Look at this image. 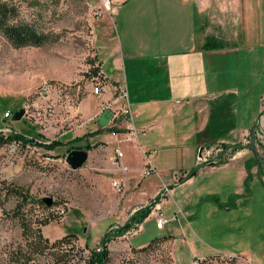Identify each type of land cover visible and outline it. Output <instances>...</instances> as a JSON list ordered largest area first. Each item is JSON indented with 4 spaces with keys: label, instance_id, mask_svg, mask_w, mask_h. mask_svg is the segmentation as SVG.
Wrapping results in <instances>:
<instances>
[{
    "label": "rangeland",
    "instance_id": "374dc122",
    "mask_svg": "<svg viewBox=\"0 0 264 264\" xmlns=\"http://www.w3.org/2000/svg\"><path fill=\"white\" fill-rule=\"evenodd\" d=\"M4 1L16 7V20L32 24L47 35V41L40 47H14L0 32V129L37 142L59 140L61 145L47 149L35 142L23 146L13 141L0 146V264L19 255L31 256L34 264H86L89 249L98 246L113 223L121 226L134 205L147 204L159 192L161 201L168 191L154 172L143 178L127 170L122 205L114 215H107L121 198L112 191L110 179L99 176L89 159L78 169L66 159L79 145L72 138L102 126L100 106L90 108L99 102L93 88L107 82L94 43V26L111 13L102 11V0ZM44 83L49 85L47 91L42 90ZM125 99L129 102L128 96ZM21 108L24 115L12 120ZM5 112L11 117L4 119ZM233 144L241 149L233 153ZM248 145L255 148L262 175L253 166L255 175L246 188L241 171L248 158L233 155ZM198 154L188 147L162 156L163 166L178 175L199 163L207 165L159 206L168 215L176 214V220L157 229L152 213L139 230L136 226L131 234L108 243L107 264H116L129 253L131 264H264V253L260 254L264 250V108L255 130L244 140L206 145L196 163ZM222 161L227 165L220 166ZM129 164L139 166V158L132 155ZM14 189L35 200L52 199L49 208L27 201L17 212L25 228L31 232L39 227L51 242L70 234L60 248L30 252L28 242L34 237L23 234L22 221L13 214L24 202ZM175 201L181 206L176 207Z\"/></svg>",
    "mask_w": 264,
    "mask_h": 264
},
{
    "label": "crops",
    "instance_id": "0c3cea01",
    "mask_svg": "<svg viewBox=\"0 0 264 264\" xmlns=\"http://www.w3.org/2000/svg\"><path fill=\"white\" fill-rule=\"evenodd\" d=\"M94 32L107 82L99 84V102L90 108L99 105L100 112L113 103L119 110L123 102L115 94L121 90L132 114L131 123L118 114L100 127L122 132L104 129L73 142L79 143L74 149L92 146L87 160L110 185L112 178L123 180L121 198L107 215H114L125 195L127 171L112 163L115 148L122 151L120 163L130 175L135 171L145 178L142 169L149 163L164 188L180 176L161 163L165 153L189 147L199 153L197 163L206 145L241 142L255 130L264 108V0H115L110 16L99 19ZM250 152L243 148L233 157L249 158ZM132 155L140 165L130 168ZM241 175L245 179V166ZM192 179L168 189L158 205ZM143 205H134L126 220Z\"/></svg>",
    "mask_w": 264,
    "mask_h": 264
},
{
    "label": "trees",
    "instance_id": "16d2710c",
    "mask_svg": "<svg viewBox=\"0 0 264 264\" xmlns=\"http://www.w3.org/2000/svg\"><path fill=\"white\" fill-rule=\"evenodd\" d=\"M17 17V10L16 7L12 4L7 3L4 0H0V32L3 34V36L14 46V47H25V46H34V47H40L44 45L47 41V35L44 33L39 32L32 24L28 22L18 21L16 20ZM109 130L114 133L122 132L119 129L113 128V127H105V128H97L93 132L85 133L82 136H77L71 140V142H76L84 139L86 136L90 135H96L103 130ZM15 141L16 143H19L23 146H25L27 143L35 142L36 144L39 143L40 145H45L47 149H54L57 146L61 145V142L59 140H51L47 143L43 142H37L33 140V138H29L21 133H13V134H0V146H2L5 143H10ZM90 144H85L84 146H78L77 149H84L89 150L91 149ZM245 148L249 149L252 153V156L248 158L245 163V170H246V176L244 179V185L246 188H248V182L250 179H252V173L251 168L253 166L257 167L258 175L261 176V168L259 167V160L256 157V151L255 148L252 145H248ZM239 149H241L239 144H233L232 152L235 153ZM225 162V161H224ZM223 161L220 162V164L224 163ZM206 162L199 163L196 167L191 169L190 171L186 172L185 174H181L178 176L175 180V183L173 185L166 186L167 189H171L175 184L183 183L185 180L189 179L190 177L194 176L200 167L206 166ZM213 165V164H212ZM16 194L22 198L24 202L21 204H18V209L16 212H13L15 217H18L22 222V231L23 234L29 235V233L34 237L33 240L27 241L29 245L30 252L33 254H42L47 250L57 248L62 246L66 240V238L70 235H64L61 238L55 239L54 241H49L47 238H43L40 228H36V230H31L30 228H25V222L23 220V216L20 215L17 211L21 209L22 205L25 202H34L38 201L41 205L45 203L41 200H35L31 196H28V194L24 191H20L18 189H14ZM160 202V192L153 198L152 200H149V202L143 206H139L137 209H135L132 214L129 216V218L116 230H114L112 233L110 230L106 231L105 235L103 236L102 240L98 244L97 247L89 249V255L86 259V264H107L108 263V243L115 239L116 237H119L123 235L126 231H128L131 228L136 227L137 225L141 224L150 214L153 207ZM0 205H2V202L0 200ZM46 206V205H45ZM52 206V205H51ZM51 206H47L48 208ZM47 224V222H44ZM111 226V225H110ZM29 231V232H28ZM152 241V240H151ZM150 244V242L148 243ZM100 247V250L97 251V248ZM86 249H88L87 246H85ZM33 258L28 255H19L14 260H12L9 264H34L32 261ZM59 260V258H56Z\"/></svg>",
    "mask_w": 264,
    "mask_h": 264
},
{
    "label": "built area",
    "instance_id": "2783aa9c",
    "mask_svg": "<svg viewBox=\"0 0 264 264\" xmlns=\"http://www.w3.org/2000/svg\"><path fill=\"white\" fill-rule=\"evenodd\" d=\"M114 3H115V0H102L101 1L102 11L103 12H110L111 11V8H112V6H113ZM101 12H99V13H101ZM48 88H49V85L47 83H44L43 86H42V90L43 91H47ZM101 92H102V88H101L100 85H96L93 88V93L94 94L99 95ZM126 97H127L126 92L125 91H122V93L119 95V98L120 99H124V101H125L124 106L121 107L119 110H114L113 108H111L113 103H109L106 106H103L102 107V109L100 110L101 111V114L104 112V110L107 109V110H109L112 113V118H114L118 114H122L124 116H127L128 123H131V121H132L131 120L132 119L131 118L132 114H131V111H130L129 104H128V102L125 99ZM177 102H179V101H177ZM10 117H11V114H9L8 112H5L4 113V119H8ZM133 131H134L133 127L130 126L129 127V132H131V135L134 134ZM0 134L7 135L4 129H0ZM122 157H123L122 151L119 150L118 148H115L114 149V152L112 154L111 161H112L113 164H115L116 166L120 167L121 170H122V172H125V171H127V168L125 166H122L121 163H120V160H121ZM200 157L202 159L201 150H200ZM154 171H155L154 168L149 163L146 164L143 167V169H142L143 175H149V174H151ZM111 186L113 187L114 191L117 194H120L121 195L123 193L124 186H123V180L122 179H113L111 181ZM163 189L166 190V191H168V189L166 187H164ZM152 211L154 213V223H155V227L157 229H163L166 224H168V223L176 220V214L168 215V214L164 213L161 210V208L159 207L158 203L153 207ZM62 212H63V210H62ZM139 225H137L138 226V230L140 229V226ZM118 227H119V225L114 224L110 228V230L113 232ZM134 228L129 229L128 231H126L121 236L122 237H126L127 234H131V230L134 231ZM121 236H119V237H121ZM99 250H100V247L97 248V251H99ZM132 258H133L132 254L129 253L125 257L120 258L116 264H131Z\"/></svg>",
    "mask_w": 264,
    "mask_h": 264
},
{
    "label": "water",
    "instance_id": "95a60500",
    "mask_svg": "<svg viewBox=\"0 0 264 264\" xmlns=\"http://www.w3.org/2000/svg\"><path fill=\"white\" fill-rule=\"evenodd\" d=\"M24 115V109H19L18 111L14 112L12 115V120H20L21 117ZM112 118V113L109 110H104V112L100 116V123L102 126H105L110 119ZM88 152L84 149H74L70 151L66 157L70 167L72 169H78L84 165L87 161ZM42 201L45 203L46 206L52 205V199L49 197L43 198Z\"/></svg>",
    "mask_w": 264,
    "mask_h": 264
},
{
    "label": "flooded vegetation",
    "instance_id": "af4514ba",
    "mask_svg": "<svg viewBox=\"0 0 264 264\" xmlns=\"http://www.w3.org/2000/svg\"><path fill=\"white\" fill-rule=\"evenodd\" d=\"M259 160V159H258ZM259 167L261 168L262 166H261V161L259 160Z\"/></svg>",
    "mask_w": 264,
    "mask_h": 264
}]
</instances>
